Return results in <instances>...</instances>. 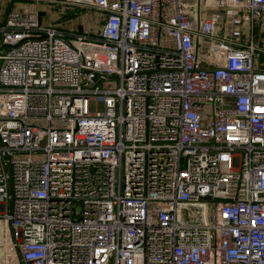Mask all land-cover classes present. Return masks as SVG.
<instances>
[{
	"label": "built area",
	"instance_id": "obj_1",
	"mask_svg": "<svg viewBox=\"0 0 264 264\" xmlns=\"http://www.w3.org/2000/svg\"><path fill=\"white\" fill-rule=\"evenodd\" d=\"M14 1L0 264H264V0Z\"/></svg>",
	"mask_w": 264,
	"mask_h": 264
},
{
	"label": "crops",
	"instance_id": "obj_2",
	"mask_svg": "<svg viewBox=\"0 0 264 264\" xmlns=\"http://www.w3.org/2000/svg\"><path fill=\"white\" fill-rule=\"evenodd\" d=\"M14 2L16 3L17 10H23V8H26L28 10L31 9L29 11H36L39 13L40 17L44 16L46 17L48 22H51V23L55 22L56 24H58V26H60V28H62L68 33L85 32L87 27L90 25V20L95 15V14L93 15L92 13H90L91 18L89 20V24L86 28H84L83 24L75 23V19L77 17L81 16V14L85 15L82 11L76 12V10H72L65 6H57L53 4H47L44 2H36L35 0H15ZM41 5H42V8H39ZM8 6L9 5H7V8H9ZM20 7H23V8H20ZM40 9H43L44 11H40Z\"/></svg>",
	"mask_w": 264,
	"mask_h": 264
},
{
	"label": "rangeland",
	"instance_id": "obj_3",
	"mask_svg": "<svg viewBox=\"0 0 264 264\" xmlns=\"http://www.w3.org/2000/svg\"><path fill=\"white\" fill-rule=\"evenodd\" d=\"M185 1H187V2H190V3H196V0H185ZM203 1V0H202ZM0 2H1V0H0ZM5 7H7V4H6V6ZM16 3L14 2L13 4H12V9L13 10H17L16 9ZM23 7H25V6H23ZM23 7H20V8H23ZM19 8V7H18ZM39 8H42V5L39 7ZM23 10L24 11H27L28 9H26V8H23ZM29 10H31V9H29ZM40 11H44L43 9H40ZM90 18H91V14L89 13V14H85V15H82L81 14V16H79V17H77L76 19H75V23L76 24H78V23H80V24H83V26H84V28H86L87 26H88V24H89V20H90ZM205 48H207V44L205 45ZM108 86H113V85H108ZM90 109L91 110H95V109H97V110H101L102 109V104H98V105H96V104H94V103H91L90 104Z\"/></svg>",
	"mask_w": 264,
	"mask_h": 264
},
{
	"label": "water",
	"instance_id": "obj_4",
	"mask_svg": "<svg viewBox=\"0 0 264 264\" xmlns=\"http://www.w3.org/2000/svg\"><path fill=\"white\" fill-rule=\"evenodd\" d=\"M10 226V225H9ZM10 231H11V228L9 227ZM15 253H16V256H17V259H18V263L19 264H22L21 262V257H20V254H19V251H18V248H15Z\"/></svg>",
	"mask_w": 264,
	"mask_h": 264
}]
</instances>
